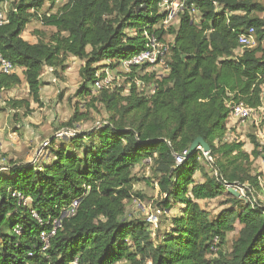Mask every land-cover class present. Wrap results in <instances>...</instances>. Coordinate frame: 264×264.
Returning a JSON list of instances; mask_svg holds the SVG:
<instances>
[{"label":"trees","instance_id":"obj_1","mask_svg":"<svg viewBox=\"0 0 264 264\" xmlns=\"http://www.w3.org/2000/svg\"><path fill=\"white\" fill-rule=\"evenodd\" d=\"M163 1L67 0L60 7L58 0H0L9 4L0 54L15 67L0 70V91L23 81L29 90V99L10 100L8 109L42 107L44 71L57 75L74 57L84 63L76 97L101 103L108 116L92 132L59 145L52 139L50 163L9 160L0 168V264H264L263 189L252 173L264 152L256 137L251 153L239 140L226 141L235 105L264 106V5L187 0L177 24L165 27ZM33 22L55 31L30 43L24 32ZM251 29L256 46L243 48L240 37ZM150 36L167 45L166 74L144 66L123 75L119 88L95 91L109 71L144 52ZM88 121L77 109L66 128ZM198 138L211 160L198 149L178 165L175 155ZM146 161L158 174L157 207L180 210L155 236L147 221L126 214L140 195L135 170ZM226 185L247 190L248 201ZM221 198L227 208L216 216L200 205Z\"/></svg>","mask_w":264,"mask_h":264},{"label":"rangeland","instance_id":"obj_2","mask_svg":"<svg viewBox=\"0 0 264 264\" xmlns=\"http://www.w3.org/2000/svg\"><path fill=\"white\" fill-rule=\"evenodd\" d=\"M256 1L264 5V0ZM66 2L67 0H58L57 6L61 7ZM8 8L9 4L5 2L0 10L7 13ZM48 8H50L49 5L44 8L42 13H45ZM54 11H56V7ZM54 31L53 28L45 27L39 22H33L26 28L24 38L31 43H36L40 39V34L50 36ZM255 46L256 38L253 39L249 48ZM83 65L82 61L69 57L64 64V69H59L57 75L47 68L42 77L44 85L41 92L43 106L39 107L33 104L31 111H12L7 107L10 100L29 99V90L25 81L11 91H0V168L6 167L9 160L21 162L24 165L50 163L53 160L50 154L52 139H55L56 144L59 145L63 140H68L77 133L92 132L106 122L108 116L101 103L97 102L92 106L90 99L83 100L76 97L82 83L80 69ZM165 68V66H159L151 70L165 75ZM108 73L112 82L118 83L119 86L123 85L126 79L123 75L127 74L126 71L119 68ZM140 83L137 82L140 90L149 91V87L142 86ZM77 109L80 113L89 114L90 121L74 124L73 128H66V124L74 117ZM228 128L230 131L226 137L227 142L239 140L245 144V151L251 153L254 149L251 137H256L264 152V112L259 113L256 118L249 121H229ZM201 163L206 165L204 160H201ZM252 173L260 175L263 193L258 194L257 199L264 202V160L262 158L253 161ZM135 175L141 182L134 187V192L140 195L139 197L135 195V198L127 205V219L147 221L153 236L157 232L162 234L170 227V219L180 214L179 207L166 212L157 207V203L162 200V197L159 194L157 184L158 174L150 161L139 166L135 170ZM195 181L202 182V176L198 174ZM240 197L247 200L248 191L244 190ZM225 200L226 198H221L201 202L200 205L211 212L213 216H216L227 208L223 207ZM151 216L158 217L156 223L150 224L148 222V218ZM239 230L240 227L237 226L236 231L229 235V246L238 237Z\"/></svg>","mask_w":264,"mask_h":264},{"label":"built area","instance_id":"obj_3","mask_svg":"<svg viewBox=\"0 0 264 264\" xmlns=\"http://www.w3.org/2000/svg\"><path fill=\"white\" fill-rule=\"evenodd\" d=\"M187 0H164L160 5V13L165 16L164 19V26L169 27L174 24L178 18V16L183 12L186 6ZM8 23L7 20V13L0 10V28L5 26ZM255 39V31L253 29L249 30L247 34L240 37V46L245 48L251 45V42ZM167 45L160 42L155 36H150L148 38V44L146 50L139 54L138 56L126 60L121 64V69L126 71L127 74H131L134 69L138 68L139 70L142 69L144 66L149 67L151 69H156L159 66H165V58L167 55ZM0 70L5 74H12L15 71V67L8 61L4 60L0 54ZM166 70V68H165ZM167 71V70H166ZM142 86H145L144 83H140ZM120 87L118 83L112 82L110 78V74L107 73L106 77L102 80H99L95 83L94 89L95 91L101 90H114L115 88ZM262 100L264 102V94L262 96ZM261 112H264V106L261 108L253 109L247 107L243 104L235 105L233 107V113L230 117L229 121H238V122H245L249 121L253 118H256L257 115ZM59 137H61L59 135ZM188 155V152H185L183 155H175L176 162L178 165L182 164ZM228 191L235 190L240 192L243 195L244 190L238 186H231L226 185ZM77 207V203L73 205V208ZM74 212V210H73ZM156 216H151L148 218V222L156 223L157 222ZM55 234V231L52 233ZM43 238L48 245V237L43 234ZM74 264H78L75 262Z\"/></svg>","mask_w":264,"mask_h":264},{"label":"water","instance_id":"obj_4","mask_svg":"<svg viewBox=\"0 0 264 264\" xmlns=\"http://www.w3.org/2000/svg\"><path fill=\"white\" fill-rule=\"evenodd\" d=\"M198 149H200L204 152V154L206 155L208 160H211L210 147L208 144H206V142L202 138H198L193 143V145L191 146L190 151L188 152V155L186 158L187 159L190 158V156ZM229 192H231L236 197L241 196V194L235 190H230Z\"/></svg>","mask_w":264,"mask_h":264},{"label":"crops","instance_id":"obj_5","mask_svg":"<svg viewBox=\"0 0 264 264\" xmlns=\"http://www.w3.org/2000/svg\"><path fill=\"white\" fill-rule=\"evenodd\" d=\"M2 5H0V7H1ZM25 39V38H24ZM26 40V39H25ZM28 41V40H27ZM29 42V41H28ZM31 43V42H30Z\"/></svg>","mask_w":264,"mask_h":264}]
</instances>
